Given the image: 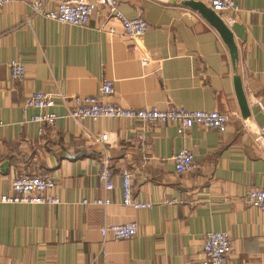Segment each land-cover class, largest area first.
I'll use <instances>...</instances> for the list:
<instances>
[{
    "label": "crops",
    "instance_id": "obj_1",
    "mask_svg": "<svg viewBox=\"0 0 264 264\" xmlns=\"http://www.w3.org/2000/svg\"><path fill=\"white\" fill-rule=\"evenodd\" d=\"M31 1L9 0L0 8V195L11 193L16 177L45 172L59 203H0V264H201L209 232L230 239L222 264H264V213L246 202L249 190H264V0H233L236 11L221 15L233 20L226 24L250 124L240 116L225 44L185 0H116L125 19L147 23L139 39L123 35L114 20L108 25L116 33L103 29L102 6L87 26L77 27L33 16ZM11 62L24 65L22 81L11 80ZM104 81L113 87L107 103L218 111L231 116L228 129L194 125L179 135L169 124L82 120L88 131L108 136L114 186L105 194L97 177L102 149L65 117L58 97L72 107L74 97L98 95ZM34 92L54 96V126L34 123L39 111L23 108ZM184 148L197 166L177 174L171 157ZM121 168L132 175V199L151 208L122 205ZM104 196L107 206L81 204ZM127 223L137 226L131 239L104 240L99 232Z\"/></svg>",
    "mask_w": 264,
    "mask_h": 264
},
{
    "label": "built area",
    "instance_id": "obj_2",
    "mask_svg": "<svg viewBox=\"0 0 264 264\" xmlns=\"http://www.w3.org/2000/svg\"><path fill=\"white\" fill-rule=\"evenodd\" d=\"M54 2L53 8L47 5ZM9 0H0V8L8 4ZM204 3L220 17L228 11H236L233 0H204ZM33 16H40L48 20L61 24L85 27L88 25L91 16L102 6L106 12V21L103 29L108 33H116L113 26L108 25L110 20L119 24L121 33L129 39H139L144 36L147 30V23L141 17L129 20L125 19L120 11L116 0H33L29 4ZM225 22V20H223ZM231 18H226V22H232ZM137 49V46L134 49ZM143 67L147 66L148 59L142 55L140 59ZM26 69L24 65L16 62L9 64V75L13 81H22L25 77ZM113 92L112 83L104 81L99 87V94L88 97H74L72 107L68 106L67 97L60 96L62 103L66 106L65 117L79 125L82 134L99 149L101 158L97 177L101 183L105 194L113 190V179L110 169V161L106 152L107 134H94L81 125V121L89 119L96 122L99 119L131 120L141 123L144 126L173 125L179 135L185 134L194 125L206 129L225 133L228 129L231 116L218 111H189L180 107H170L165 110L156 108L132 109L105 102L103 99ZM55 106L54 96L44 92L32 93L24 102V109L32 108L39 111L31 121L39 125L52 127L57 121V116L53 111ZM171 160L174 171L177 174L190 172L196 168L193 152L189 149H182L175 153ZM121 183L122 205L136 210L149 209L151 203L134 200L131 197V173L126 168L119 170ZM53 180L45 172H35L32 175L18 176L11 182V193L0 195L2 204H48L56 205L59 199L51 193ZM248 205L264 213V190L251 189L246 195ZM111 203L109 197L100 199L83 200V205L107 206ZM99 232L105 240L108 235L114 241L131 239L137 232L134 223L119 225H103ZM203 260L201 264H222L224 258L231 252V243L228 235L221 232H209L204 235Z\"/></svg>",
    "mask_w": 264,
    "mask_h": 264
},
{
    "label": "water",
    "instance_id": "obj_3",
    "mask_svg": "<svg viewBox=\"0 0 264 264\" xmlns=\"http://www.w3.org/2000/svg\"><path fill=\"white\" fill-rule=\"evenodd\" d=\"M183 6H186L196 11L217 32V34L225 44L234 72V94L238 104L240 116L245 123L250 124L251 114L242 88L240 76L237 73L239 64L238 50L234 42L231 30L223 21V19L211 8H209L204 2L195 0H185L183 2Z\"/></svg>",
    "mask_w": 264,
    "mask_h": 264
}]
</instances>
